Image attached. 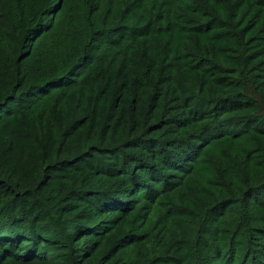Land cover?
Returning a JSON list of instances; mask_svg holds the SVG:
<instances>
[{
	"label": "trees",
	"instance_id": "trees-1",
	"mask_svg": "<svg viewBox=\"0 0 264 264\" xmlns=\"http://www.w3.org/2000/svg\"><path fill=\"white\" fill-rule=\"evenodd\" d=\"M0 264H264V0H0Z\"/></svg>",
	"mask_w": 264,
	"mask_h": 264
}]
</instances>
